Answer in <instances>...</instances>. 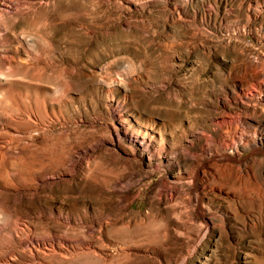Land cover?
<instances>
[{
    "label": "rangeland",
    "instance_id": "rangeland-1",
    "mask_svg": "<svg viewBox=\"0 0 264 264\" xmlns=\"http://www.w3.org/2000/svg\"><path fill=\"white\" fill-rule=\"evenodd\" d=\"M0 264H264V0L0 1Z\"/></svg>",
    "mask_w": 264,
    "mask_h": 264
},
{
    "label": "bare ground",
    "instance_id": "bare-ground-1",
    "mask_svg": "<svg viewBox=\"0 0 264 264\" xmlns=\"http://www.w3.org/2000/svg\"><path fill=\"white\" fill-rule=\"evenodd\" d=\"M0 1H3V0H0ZM9 8V7H8ZM22 38H24V37H22ZM24 40H25V38H24ZM26 42V41H25ZM22 44V43H21ZM24 50V49H23Z\"/></svg>",
    "mask_w": 264,
    "mask_h": 264
}]
</instances>
